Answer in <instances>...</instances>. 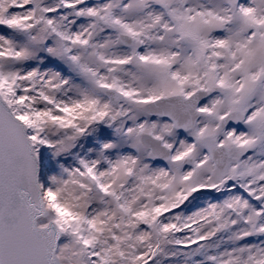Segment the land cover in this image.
I'll return each instance as SVG.
<instances>
[{
	"label": "snow or ice",
	"instance_id": "snow-or-ice-1",
	"mask_svg": "<svg viewBox=\"0 0 264 264\" xmlns=\"http://www.w3.org/2000/svg\"><path fill=\"white\" fill-rule=\"evenodd\" d=\"M0 264H264V0H0Z\"/></svg>",
	"mask_w": 264,
	"mask_h": 264
}]
</instances>
